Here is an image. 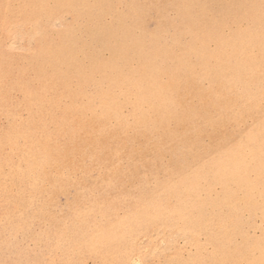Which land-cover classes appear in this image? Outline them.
<instances>
[{
	"label": "rangeland",
	"instance_id": "1",
	"mask_svg": "<svg viewBox=\"0 0 264 264\" xmlns=\"http://www.w3.org/2000/svg\"><path fill=\"white\" fill-rule=\"evenodd\" d=\"M0 264H264V0H0Z\"/></svg>",
	"mask_w": 264,
	"mask_h": 264
}]
</instances>
